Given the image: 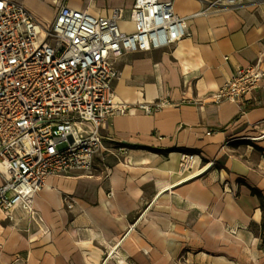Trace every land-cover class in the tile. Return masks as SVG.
I'll return each instance as SVG.
<instances>
[{
  "label": "crops",
  "instance_id": "obj_1",
  "mask_svg": "<svg viewBox=\"0 0 264 264\" xmlns=\"http://www.w3.org/2000/svg\"><path fill=\"white\" fill-rule=\"evenodd\" d=\"M14 1L41 24L67 5L94 17L118 12L119 27L132 30L133 0ZM161 1L173 2L191 35L116 59L115 99L186 103L109 118L90 172L48 178L32 214L0 212V264H264V139H252L264 134V82L243 106L212 100L264 53V0L208 15L199 13L213 0ZM181 154L197 156L189 174Z\"/></svg>",
  "mask_w": 264,
  "mask_h": 264
},
{
  "label": "built area",
  "instance_id": "obj_2",
  "mask_svg": "<svg viewBox=\"0 0 264 264\" xmlns=\"http://www.w3.org/2000/svg\"><path fill=\"white\" fill-rule=\"evenodd\" d=\"M238 3L209 1L199 15ZM119 18L118 12L94 17L61 5L52 23L41 24L16 1L0 0V212L4 216L10 217L18 207L32 214V202L51 176L90 172L102 149L101 129L109 118L137 109L154 116L186 103L169 98L135 105L116 101L113 86L120 75L116 59L175 46L191 35L186 18L176 14L172 1L133 0L131 31L119 27ZM262 82L264 53L254 64L232 71L213 92V103L243 106ZM196 160V155L181 154L180 173L189 174ZM64 202L71 209L67 197ZM118 246L110 250L108 259Z\"/></svg>",
  "mask_w": 264,
  "mask_h": 264
},
{
  "label": "bare ground",
  "instance_id": "obj_3",
  "mask_svg": "<svg viewBox=\"0 0 264 264\" xmlns=\"http://www.w3.org/2000/svg\"><path fill=\"white\" fill-rule=\"evenodd\" d=\"M264 139V135H263V137H256V138H252V139H254V140H261V139Z\"/></svg>",
  "mask_w": 264,
  "mask_h": 264
},
{
  "label": "trees",
  "instance_id": "obj_4",
  "mask_svg": "<svg viewBox=\"0 0 264 264\" xmlns=\"http://www.w3.org/2000/svg\"><path fill=\"white\" fill-rule=\"evenodd\" d=\"M253 194H256L254 191H252ZM259 196V195H258ZM260 197V196H259Z\"/></svg>",
  "mask_w": 264,
  "mask_h": 264
},
{
  "label": "rangeland",
  "instance_id": "obj_5",
  "mask_svg": "<svg viewBox=\"0 0 264 264\" xmlns=\"http://www.w3.org/2000/svg\"><path fill=\"white\" fill-rule=\"evenodd\" d=\"M62 175V174H61Z\"/></svg>",
  "mask_w": 264,
  "mask_h": 264
}]
</instances>
